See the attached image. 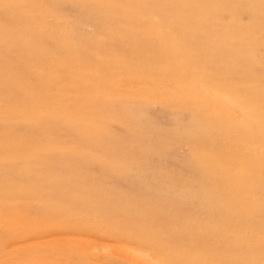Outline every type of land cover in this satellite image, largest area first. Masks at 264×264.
<instances>
[{
	"label": "rangeland",
	"instance_id": "rangeland-1",
	"mask_svg": "<svg viewBox=\"0 0 264 264\" xmlns=\"http://www.w3.org/2000/svg\"><path fill=\"white\" fill-rule=\"evenodd\" d=\"M0 264H264V0H0Z\"/></svg>",
	"mask_w": 264,
	"mask_h": 264
}]
</instances>
